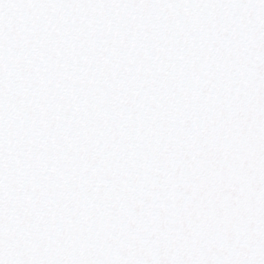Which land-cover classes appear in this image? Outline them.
<instances>
[{
	"label": "snow or ice",
	"instance_id": "obj_1",
	"mask_svg": "<svg viewBox=\"0 0 264 264\" xmlns=\"http://www.w3.org/2000/svg\"><path fill=\"white\" fill-rule=\"evenodd\" d=\"M0 264H264V0H0Z\"/></svg>",
	"mask_w": 264,
	"mask_h": 264
}]
</instances>
